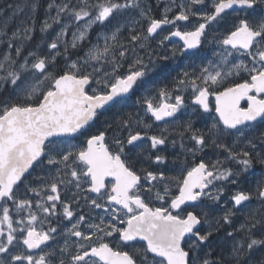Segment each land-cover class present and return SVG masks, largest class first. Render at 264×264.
<instances>
[{"label": "snow or ice", "instance_id": "obj_1", "mask_svg": "<svg viewBox=\"0 0 264 264\" xmlns=\"http://www.w3.org/2000/svg\"><path fill=\"white\" fill-rule=\"evenodd\" d=\"M25 8L38 3L13 16ZM47 10L39 31H60L46 51L28 48L34 18L10 35L0 27V264H264L254 256L264 253V171L248 179L264 169V0H172L160 17L144 0H52ZM230 14L217 61L205 63L208 30ZM193 19L192 30L178 24ZM95 26L107 31L92 44ZM173 37L182 44L168 49ZM232 77L242 82L225 86ZM185 92L194 112L218 120L151 133L128 111L174 121ZM173 135L183 160L166 154ZM145 140L147 154L135 151Z\"/></svg>", "mask_w": 264, "mask_h": 264}, {"label": "flooded vegetation", "instance_id": "obj_2", "mask_svg": "<svg viewBox=\"0 0 264 264\" xmlns=\"http://www.w3.org/2000/svg\"><path fill=\"white\" fill-rule=\"evenodd\" d=\"M144 3L147 4L150 8H155L154 0H144ZM164 8H165V5L163 7L158 8L159 10L156 7L155 8L156 11L155 12H152V13L155 14L156 17H160L161 14L163 13V9ZM169 15H172V13H170ZM229 16H235V14H230ZM194 21L195 20H190L188 22H178V24H180V23L184 24L183 27H181L182 30H192V28L195 25V22ZM210 29L208 30V32L210 31ZM169 30H171V26H166L165 27V30H164V34H167ZM152 43H153V47H155L156 42L153 41ZM166 43H167L168 49H171L174 44H177V45L182 44V42L179 41V40H171V41H168ZM85 46H86V44H85ZM202 48H203V57H204V62L205 63H207L208 61H217L218 57L216 56V53L220 52L219 49L212 50L211 47H209V45H205V44H202ZM84 49H85V47H84ZM84 49H81V50L78 51L80 54L78 52H76L77 54L76 53L75 54L76 55H83V50ZM161 51H162V49H157V53L158 54ZM144 54L145 53L143 51H140V55H144ZM59 62H60L59 65L61 66L63 64V60H59ZM236 62H239V59H237ZM187 63L188 62L186 60H184L183 58H179L176 61V64L178 66V70H179V68H183L184 65L187 64ZM199 64H200V61L198 60L197 61V66ZM197 70H198V67H197ZM244 75L245 74H242V76H244ZM232 82H242L241 77H232V78H229V81L226 82V85L225 86H227V84L232 83ZM140 95H141V92L140 91H137L132 96V99L129 101V104L131 105L133 102L138 101ZM184 95H185V105L186 106H185V108H183L181 110L180 113H177V116H176V118H175L174 121L172 120V118H169L166 121H154L152 119H149L148 117H145L144 116L143 108L139 104H137L134 109L133 108H129L128 111H133L134 110L136 112H139L140 115H141V117L143 119H145L146 122L151 123L152 124L151 133L158 132V131L162 130L165 127H168L169 128V131H172L173 128L179 129L188 120H192L193 121V125L196 128H203L206 124L208 126H210L212 122H214L215 120H218V114L215 113L214 111L212 113H203V110L202 109H199L198 112H194L193 111V108L194 107H198V106H194L192 104V98H191L190 92H185ZM209 104H210V106L214 107V105H215V97L214 96H210L209 97ZM246 105H247V101H242L241 102V106H246ZM115 111H116L115 109H111L109 111V113H107L106 115L112 116L115 113ZM173 138H175L177 140V143H176L175 146H173L171 144L167 145L166 146L167 147V153L166 154L169 156V160L170 161L174 157H180V159L183 160L184 159V155H187V154L185 153L184 155H182V153L184 152V149H182L180 147L179 137L178 136H175V135L170 136V139H173ZM148 143L149 142L147 140H145L142 143V147L136 149L135 151L141 152L142 154H147V152L149 151ZM184 143H185V146L187 147V146H190V143L191 142L188 141L185 138ZM206 155L208 157L214 159L218 155V153L214 149H207L206 150ZM189 159L192 160L193 163L195 162V160L193 158L189 157ZM169 167L171 168V165H169ZM262 171H264V169H261V166L257 165L256 168H255V170H254V176H249L248 179L249 180H252L254 178L260 177L261 174H262ZM169 174H174V173H172L170 171ZM108 179H109V181L111 180V178H108ZM173 192L175 193V189L174 188H173ZM226 195H227V193H226ZM228 206L230 207L231 205L229 204ZM253 206L258 207V203L257 202H254V205ZM190 210L198 211V209H196V208H192ZM99 211L100 210H97V212H99ZM213 211H214V213H215V215L217 217L223 214L222 209L220 207H215L213 209ZM249 211H251V208L245 209L244 212L238 214L234 218V221H235L234 226L235 227L238 228L239 225L244 222L245 215ZM229 230H231V229H229ZM220 235L223 236V233H221ZM60 242L62 243L63 241L61 240ZM49 243H52V242H49ZM262 254H264V253H262L260 250H258V251H256L254 253V256L255 257H259Z\"/></svg>", "mask_w": 264, "mask_h": 264}, {"label": "rangeland", "instance_id": "obj_3", "mask_svg": "<svg viewBox=\"0 0 264 264\" xmlns=\"http://www.w3.org/2000/svg\"><path fill=\"white\" fill-rule=\"evenodd\" d=\"M57 2H60V0H57ZM171 2H172V0H154V5H155V8L157 7V9H158L160 7H163L164 5L167 6ZM176 2L180 3V2H183V0H176ZM24 3H25V0H0V27L7 24L6 30L8 31L9 35L11 34V32L13 30H15L20 25V22L22 20H27L29 17H32L35 20V24L37 22V10L35 12H32L29 9L25 8L23 12H16V15L13 16V12L15 11V6L23 5ZM155 8H151L152 12L156 11ZM176 10L177 9L175 8V6H173V12H175ZM133 14L135 15V13H133ZM54 15H55V11H54V14L52 16H54ZM153 15H155V14H153ZM137 18H139V17H137ZM234 18H235V16H229L220 25L212 27L210 29V31L208 32L207 38L203 44L209 45V47H211L212 50L219 49L221 51V47L218 43V39H219L220 35L224 32L226 27L228 26L229 22ZM44 20L45 19L43 18V20L40 21L41 22L40 26L42 25ZM179 25L181 27H183L184 24L180 23ZM73 30H74V28H73ZM59 31H60V25L54 24L53 27L48 30L47 35H46L43 43H41L40 45H38L34 48L33 46H30V44L33 41V39H32V41L28 45V48L29 49L39 48L41 51H46V47H45L46 43L48 41H50L52 38H54V36ZM105 31H107V30L104 28H101L100 26L93 27L92 31L89 34L88 40L92 44H96L98 42L97 37L100 36V34L102 32H105ZM66 39H69V40L71 39V31L69 32V35H68V37H66ZM100 42L102 43V40ZM0 45L3 46L4 50H5V46L2 43H0ZM87 46L88 45L86 44L83 52L87 49ZM58 64H60L59 60H58Z\"/></svg>", "mask_w": 264, "mask_h": 264}, {"label": "trees", "instance_id": "obj_4", "mask_svg": "<svg viewBox=\"0 0 264 264\" xmlns=\"http://www.w3.org/2000/svg\"><path fill=\"white\" fill-rule=\"evenodd\" d=\"M47 2H45V0H36V2L38 3V8H37V22H36V29H37V31H36V33H35V35H34V37H33V41H32V43L30 44V46H33V47H36V46H38L39 44H41V43H43V41H44V39H45V37H46V35H47V33H41L40 31H39V29H40V27H37V26H39V24H40V21L41 20H43V18L44 19H46L47 18V16H48V10H47V6L46 5H48L49 3H51L52 2V0H46ZM40 3H41V5H40ZM45 8V9H44ZM43 10H45V11H43ZM54 9L51 11V15H53V13H54ZM39 32V33H38ZM39 34V35H38ZM42 35V36H41ZM38 39H39V41H38ZM40 41H42V42H40ZM39 43V44H38ZM38 44V45H37ZM36 45V46H35ZM4 51V47L3 46H1L0 45V52H3Z\"/></svg>", "mask_w": 264, "mask_h": 264}, {"label": "bare ground", "instance_id": "obj_5", "mask_svg": "<svg viewBox=\"0 0 264 264\" xmlns=\"http://www.w3.org/2000/svg\"><path fill=\"white\" fill-rule=\"evenodd\" d=\"M39 1V0H38ZM50 1V0H49ZM45 2H47L46 0H45ZM40 5H41V3H40ZM47 6V5H46ZM45 9V8H44ZM43 11H45V10H43ZM54 14V13H53ZM38 20V19H37ZM41 23V22H40ZM37 27H40V24H39V26H37ZM39 33V32H38ZM39 35V34H38ZM36 36V35H35ZM42 36V35H41ZM38 41H39V39H38ZM40 42H42V41H40ZM39 44V43H38ZM37 44V45H38ZM40 45V44H39ZM36 46V45H35ZM35 48V47H34ZM79 53V52H78ZM77 54V53H76ZM80 54V53H79Z\"/></svg>", "mask_w": 264, "mask_h": 264}, {"label": "water", "instance_id": "obj_6", "mask_svg": "<svg viewBox=\"0 0 264 264\" xmlns=\"http://www.w3.org/2000/svg\"><path fill=\"white\" fill-rule=\"evenodd\" d=\"M172 40H179L178 38L173 37ZM180 41V40H179ZM182 42V41H181Z\"/></svg>", "mask_w": 264, "mask_h": 264}]
</instances>
